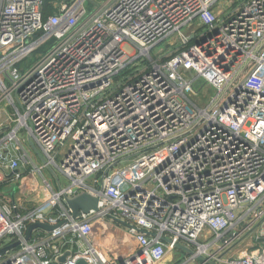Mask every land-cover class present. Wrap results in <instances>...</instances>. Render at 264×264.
Returning <instances> with one entry per match:
<instances>
[{
    "label": "built area",
    "instance_id": "obj_1",
    "mask_svg": "<svg viewBox=\"0 0 264 264\" xmlns=\"http://www.w3.org/2000/svg\"><path fill=\"white\" fill-rule=\"evenodd\" d=\"M222 1L0 0V249L19 242L0 264H264V0ZM23 163L56 177L47 200ZM81 193L98 209L74 217Z\"/></svg>",
    "mask_w": 264,
    "mask_h": 264
},
{
    "label": "rangeland",
    "instance_id": "obj_2",
    "mask_svg": "<svg viewBox=\"0 0 264 264\" xmlns=\"http://www.w3.org/2000/svg\"><path fill=\"white\" fill-rule=\"evenodd\" d=\"M99 0H93V2H91V4H95V2H98ZM242 0H223L222 3H221V6L217 9V13L219 16H222V15H225L227 12H231L233 11L234 8H236L238 6L239 3H241ZM183 31L185 32H188L189 29L188 27H184L183 28ZM56 43V42H55ZM54 43V44H55ZM53 44V40L43 44L38 50L34 51L32 54H30L22 63L20 66H28V65H34L37 61H39L46 53H47V50L49 49V47H51ZM168 44V40L167 41H163L162 43L158 44L157 46H155L152 50V55L154 56L156 53L160 52L161 51V48H165ZM128 70H124L120 77H119V80H123L124 79V74L127 72ZM209 90V94H213L214 93V90L213 89H209L207 86H206V91ZM199 99H201L202 101L204 100H207V98L204 96V91L202 93H200L198 96H197ZM195 98V97H194ZM5 103H0V107H5ZM6 109H8L6 107ZM6 118V116H5ZM2 120L0 121V124L2 126L4 125H7L8 123L6 122V120ZM3 119V118H2ZM8 132V129H6V131L4 130H1L0 131V139L1 137ZM24 145H25V149L32 152V149H30V144L26 141H24ZM13 148V144H9V145H6V144H2L0 145V151L2 150H9ZM6 153V152H5ZM18 153H16V156H17ZM5 155V154H4ZM41 160H38V164H40ZM19 168H21V170H24V172L26 174H28V171L31 170V166L28 165V164H19ZM43 177L47 178L50 183L52 184L53 186V189H57L58 188V183H57V179L56 177L51 173V171L49 169H44L43 170V173L42 175L36 171V174L34 176V179L32 178L31 180H35V184L37 185L36 187V194H35V198L39 201V202H42L44 200H47L50 195H51V191L46 187L45 189L41 186V184H44V181H43ZM59 177H60V180H61V183L63 185H66L67 184V180L63 177V175L60 173L59 174ZM2 189L4 191H8L10 189H12L14 192H17L18 190H20V186H19V181H14V182H11L9 184H4L2 185ZM176 251L170 253V258L169 260L167 261L166 264H176L178 262V259L181 260L183 258H185V255L184 254H180ZM199 263V261L197 260L196 263ZM193 264V263H192Z\"/></svg>",
    "mask_w": 264,
    "mask_h": 264
},
{
    "label": "water",
    "instance_id": "obj_3",
    "mask_svg": "<svg viewBox=\"0 0 264 264\" xmlns=\"http://www.w3.org/2000/svg\"><path fill=\"white\" fill-rule=\"evenodd\" d=\"M66 204L68 207L73 211L74 217L80 214L81 211L88 212L90 209H98V201L99 198L93 195H90L88 193H81L73 197H66L65 198ZM120 223H125L129 226H132L128 223H126L123 220H117ZM59 225V224H58ZM58 225H50L44 222H36L32 223L28 226L26 237L29 238L32 234V231L38 227L51 230ZM165 241H170L168 238L163 237ZM19 242L12 243L10 245H7L5 247H2L0 249V255L5 254L7 251L14 249L16 246H18ZM176 247L184 249L187 253H193V250L190 248H187L183 246L181 243H177ZM65 260V256L61 257V261ZM76 264H87V262L83 259L79 260ZM215 264V262L213 263Z\"/></svg>",
    "mask_w": 264,
    "mask_h": 264
},
{
    "label": "crops",
    "instance_id": "obj_4",
    "mask_svg": "<svg viewBox=\"0 0 264 264\" xmlns=\"http://www.w3.org/2000/svg\"><path fill=\"white\" fill-rule=\"evenodd\" d=\"M6 107H0V121L4 120L6 114ZM3 118V119H2ZM1 128H3L2 130L6 131L7 129V125H4V126H1ZM8 157H10L9 155H6ZM0 158H1V153H0ZM31 170L28 171V176L27 178L25 179V186L28 184H30L31 186L34 185L33 182L34 180L32 181L31 179L33 178L34 179V176L33 174H31ZM30 204L33 205V202L30 201ZM110 232L112 233H116V239L117 241L115 242L114 240L111 239V234L110 233H107V236L105 237V240L107 242V247L108 248H111V247H115V248H118L119 247H122V243L130 237V234L128 233V231L126 229H122V228H115V226L111 229L110 228ZM113 241V242H112ZM130 242H133L132 239H130ZM249 246L247 245H244L242 243H238L236 245H233L231 247H228L226 249V251L223 252V255L226 256V257H229V256H234V255H237V254H240L242 251H244L245 249H247ZM170 255V254H169ZM170 256H168L167 258V261L169 260ZM214 262H211V264H213ZM196 264V263H194Z\"/></svg>",
    "mask_w": 264,
    "mask_h": 264
},
{
    "label": "trees",
    "instance_id": "obj_5",
    "mask_svg": "<svg viewBox=\"0 0 264 264\" xmlns=\"http://www.w3.org/2000/svg\"><path fill=\"white\" fill-rule=\"evenodd\" d=\"M45 14L48 15L51 11V3H50V0H46V3H45Z\"/></svg>",
    "mask_w": 264,
    "mask_h": 264
}]
</instances>
